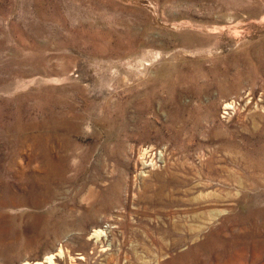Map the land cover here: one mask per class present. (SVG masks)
Instances as JSON below:
<instances>
[{
  "label": "rangeland",
  "instance_id": "374dc122",
  "mask_svg": "<svg viewBox=\"0 0 264 264\" xmlns=\"http://www.w3.org/2000/svg\"><path fill=\"white\" fill-rule=\"evenodd\" d=\"M244 126L264 135V0H0V264H264V179L191 168ZM165 166L195 192L152 205ZM192 198L222 219L158 253Z\"/></svg>",
  "mask_w": 264,
  "mask_h": 264
},
{
  "label": "bare ground",
  "instance_id": "6f19581e",
  "mask_svg": "<svg viewBox=\"0 0 264 264\" xmlns=\"http://www.w3.org/2000/svg\"><path fill=\"white\" fill-rule=\"evenodd\" d=\"M209 100H211L209 98ZM208 100V101H209ZM244 132L241 136L243 138L242 142L235 140L236 131L227 130L225 128L220 129L219 127H211L208 129L207 137L201 142L209 144L211 142H217V146L213 149H210L205 153V162L202 160L200 164L191 167L195 173L204 179H211L214 176H218L224 182H229L230 180H234L241 185L242 189V181L237 179V175L241 174L245 176L248 181L258 186L260 184L259 179H264V135L259 131L258 127H254L253 129H249L248 126H244ZM221 152V154H218ZM185 155V154H184ZM186 156V155H185ZM157 177H159V182L157 184L152 185L155 188L154 191H149V195L147 198L152 205H168L170 203H182L187 198L179 195H185L187 192H195V191H164L167 186H170L171 182H176L177 185L180 183L184 184V178L179 177L178 173L171 171L168 166H165L163 172H158ZM175 183V184H176ZM198 185H208L207 183H199ZM210 187V186H207ZM241 191L240 189H238ZM243 191V190H242ZM178 194V195H176ZM212 194V193H208ZM231 193L220 195L219 193H215L213 199H216L217 203H224L230 206L232 202ZM191 201L188 202V206L185 212H189V210H194L193 214H185L184 212H180L178 216L189 218L191 221H200V223L195 224V228L190 229L189 234L186 236L182 235L178 230L184 224L183 221L171 220L169 218L176 211H172L168 214L164 219L165 223L160 224L155 227L157 230V240L163 239L162 235L171 236L170 242L165 243L164 241L159 244H156L158 249V253H162L167 251L173 244H176L187 238H195L197 237L202 230H204L210 222L211 219L213 221L222 219L223 210L216 208L213 211H210L207 215L208 208L206 202L203 199L192 198ZM201 209V211H199ZM228 210V208H226ZM201 213L204 216L198 219L197 213ZM212 221V222H213ZM151 243H155V237L152 236L150 238ZM149 262V261H148ZM39 264V263H36Z\"/></svg>",
  "mask_w": 264,
  "mask_h": 264
}]
</instances>
